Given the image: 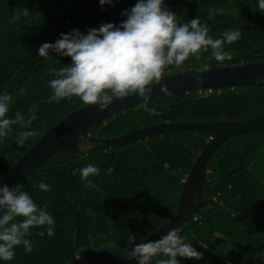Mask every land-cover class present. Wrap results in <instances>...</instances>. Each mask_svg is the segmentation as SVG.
Instances as JSON below:
<instances>
[{"label":"trees","instance_id":"16d2710c","mask_svg":"<svg viewBox=\"0 0 264 264\" xmlns=\"http://www.w3.org/2000/svg\"><path fill=\"white\" fill-rule=\"evenodd\" d=\"M136 0H113L112 6L98 0H0V89L13 96L9 116L27 114L39 104L35 131L24 145H17L13 132L0 142V178L5 171L54 123L81 106L78 98L48 102L47 83L69 63L67 57L37 55L44 42L54 43L71 29L86 32L101 23L118 24L122 10ZM180 22L197 16L218 38L238 29L241 38L225 45L223 62L189 58L181 66H169L165 74L209 66L264 60V12L257 0H165ZM221 14L208 20V11ZM25 13H27L25 15ZM142 102L128 106L97 125L99 138L122 135L164 121L237 120L264 114V85L220 88L211 91L178 92L151 98L157 115L149 117ZM212 134L207 131H177L131 141L84 154L60 151L19 181L38 205H47L55 219L54 235L43 236V228L28 237L31 253L15 249L10 262L0 264H65L77 255H94L128 262L131 248L170 219L176 209L182 182L198 153ZM92 163L100 173L90 177L96 185L85 188L79 169ZM74 170H77L74 174ZM199 206L178 229L187 242L203 253L200 260L182 259V264H264V131L243 133L224 140L207 167ZM50 185L40 191V182ZM158 258H164L160 256ZM155 264V261H153Z\"/></svg>","mask_w":264,"mask_h":264},{"label":"clouds","instance_id":"9594fccd","mask_svg":"<svg viewBox=\"0 0 264 264\" xmlns=\"http://www.w3.org/2000/svg\"><path fill=\"white\" fill-rule=\"evenodd\" d=\"M98 2L101 7L113 4V0ZM257 7L264 12V0H257ZM222 11L221 8L209 9L207 19H213ZM121 16L124 19L118 24L101 23L86 32L71 29L59 34L54 43L44 42L39 46L37 55L46 60L50 55L69 58V63L51 70L55 78L47 83L51 93L49 103L76 97L85 105L95 106L99 112L108 109L114 100L135 95L142 98L141 107L152 117L158 113L148 102L154 86L159 85L162 92L167 90L161 78L169 66L179 67L189 58L200 60L201 53L209 50L207 59L223 62L227 56L225 45L241 38L238 29L224 31L213 38L199 16L180 22L165 0H136L133 6L122 10ZM208 67L201 62L195 69L192 79L197 84L203 83L199 73L206 72ZM12 103L13 96L6 89H0V142L13 132L14 125H19L21 129H28L16 134L15 142L22 146L35 135L29 126L36 119L39 104L29 107L26 115L17 111L10 117ZM78 171L85 188L96 187L90 177L99 175V167L88 163ZM38 188L43 192L51 190L43 181ZM55 227V219L46 204L38 205L27 191L0 184V262L12 261L19 246L25 254L32 252L33 244L28 238L32 229L43 228L39 235L46 232L52 237ZM129 256L136 264H153V261L155 264H182L181 258L200 260L203 253L174 229L156 241L135 244ZM160 256L164 258H158Z\"/></svg>","mask_w":264,"mask_h":264},{"label":"water","instance_id":"95a60500","mask_svg":"<svg viewBox=\"0 0 264 264\" xmlns=\"http://www.w3.org/2000/svg\"><path fill=\"white\" fill-rule=\"evenodd\" d=\"M195 69H182L165 74L161 78V83L166 86L167 90L162 92L160 86L156 85L150 98L178 92L264 85V60L209 66L206 72L199 73L203 80L202 84H197L192 79ZM139 102H142V98L132 95L122 100H114L108 109L99 112L95 106L83 103L47 129L5 171L0 184H7L10 189L17 187L26 173L60 151L76 150L84 154L93 149H107L177 131H207L212 136L194 159L182 182L174 215L151 230L143 241L145 240V243L156 241L168 231L178 230L200 204L203 185L208 180V162L217 147L231 136L264 131V114L237 120L164 121L108 138H99L94 134L97 125L112 114ZM82 147L87 148L81 150ZM65 264H136V262L132 258L128 262H122L94 255H77Z\"/></svg>","mask_w":264,"mask_h":264}]
</instances>
